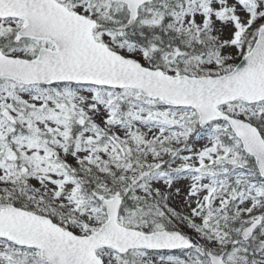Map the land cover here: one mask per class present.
Instances as JSON below:
<instances>
[{"label":"snow or ice","instance_id":"6c2138e0","mask_svg":"<svg viewBox=\"0 0 264 264\" xmlns=\"http://www.w3.org/2000/svg\"><path fill=\"white\" fill-rule=\"evenodd\" d=\"M0 264H264V0H0Z\"/></svg>","mask_w":264,"mask_h":264}]
</instances>
